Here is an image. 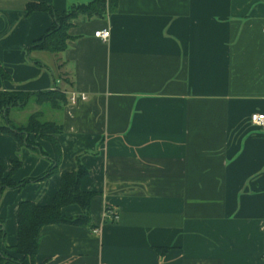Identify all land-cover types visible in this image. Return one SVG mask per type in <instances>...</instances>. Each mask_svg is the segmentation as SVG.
Listing matches in <instances>:
<instances>
[{
    "label": "crops",
    "instance_id": "obj_1",
    "mask_svg": "<svg viewBox=\"0 0 264 264\" xmlns=\"http://www.w3.org/2000/svg\"><path fill=\"white\" fill-rule=\"evenodd\" d=\"M42 1L65 12L92 0ZM27 4L0 0V92L67 101L9 111L14 128L35 113L60 125L61 158L45 178L54 143L31 135L36 151L0 133L5 176L21 162L13 181L31 180L0 187L2 250L22 260L20 204L50 206L81 165L91 223L44 226L37 264H264V129L250 123L264 114V0H115L75 21L60 54L30 51L53 19Z\"/></svg>",
    "mask_w": 264,
    "mask_h": 264
},
{
    "label": "trees",
    "instance_id": "obj_2",
    "mask_svg": "<svg viewBox=\"0 0 264 264\" xmlns=\"http://www.w3.org/2000/svg\"><path fill=\"white\" fill-rule=\"evenodd\" d=\"M115 7V0H92L88 5H78L65 12L56 11L51 5L42 0H28L27 12L29 15L34 12H46L53 23L47 32L30 47V51L47 52L60 54L67 49L70 40L69 31L73 23L80 18H99L109 13ZM2 77H6L0 69ZM36 98V99H35ZM35 99L39 104H48L54 109H60L67 101L66 94L59 89L49 92H41L36 95L19 97L0 92V133L12 136L21 145L38 151L35 143L30 141V136H39L54 143L56 147V158L52 167L45 174L50 177L56 173L60 163L61 151L54 136L61 133V126L55 122H49L42 118L41 113L31 115L27 124L21 128H14L9 125V111L17 107H25ZM21 162H13L11 172L5 176V164L0 161V187L1 194L5 190L20 189L31 180L16 183L12 174L20 167ZM87 171L81 165L78 170L64 174L61 177V189L55 196L53 203L47 207H40L31 202H23L19 206V229L18 243L12 250L22 257L18 260L4 252L2 246L5 242L4 223L0 218V264H37L36 257L39 249L40 230L47 225L66 224L72 226H89L91 223L90 204L94 194L84 193L80 190V183L86 176ZM77 204L83 214L74 218H66L61 211L64 207ZM110 211V209H107ZM162 252L165 249H158Z\"/></svg>",
    "mask_w": 264,
    "mask_h": 264
},
{
    "label": "built area",
    "instance_id": "obj_3",
    "mask_svg": "<svg viewBox=\"0 0 264 264\" xmlns=\"http://www.w3.org/2000/svg\"><path fill=\"white\" fill-rule=\"evenodd\" d=\"M110 35H111V32L109 29H104V30H101L95 33V37L103 41H107L110 38ZM86 99L87 97L84 95L79 96V95L73 94L70 98V101L72 104H76L79 100L85 101ZM250 123L255 127L264 129V114L263 113H253L250 116ZM110 216L112 217L113 220H116L117 218V216L112 212H110Z\"/></svg>",
    "mask_w": 264,
    "mask_h": 264
},
{
    "label": "rangeland",
    "instance_id": "obj_4",
    "mask_svg": "<svg viewBox=\"0 0 264 264\" xmlns=\"http://www.w3.org/2000/svg\"><path fill=\"white\" fill-rule=\"evenodd\" d=\"M33 107V104H30L28 108H32Z\"/></svg>",
    "mask_w": 264,
    "mask_h": 264
}]
</instances>
